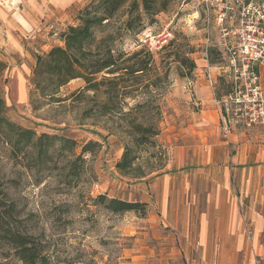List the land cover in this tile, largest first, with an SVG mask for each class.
I'll return each instance as SVG.
<instances>
[{
	"label": "rangeland",
	"instance_id": "rangeland-1",
	"mask_svg": "<svg viewBox=\"0 0 264 264\" xmlns=\"http://www.w3.org/2000/svg\"><path fill=\"white\" fill-rule=\"evenodd\" d=\"M186 1L177 0L167 12L160 13L158 22L140 33L141 45L137 47L127 38L121 46L128 52L150 48L159 72H167L169 77L148 95L152 107L149 116L157 124L153 136L157 145L143 147L148 152L144 149L142 155L153 162L145 165L148 170L162 167L146 176L148 179L187 165L197 167L192 157L203 138L196 137L194 128L203 118L207 119L208 108L217 111L220 120L217 124L224 135L219 108L202 73L207 63L204 61L206 48L218 78L217 97L234 92L236 85L246 78L235 72L222 46L241 27L242 1ZM252 1L255 6L264 3V0ZM208 7L212 16L209 42L204 30ZM70 9L71 14L67 16L57 11L50 0H0V60L7 65L0 73V95L14 122L35 130L37 136L48 135L49 139H43L45 144L53 142L47 156L39 160L36 148L15 156L11 154L10 144L0 140V205L3 206L0 215L4 210L9 214L2 215L5 230L31 236L29 244H36L40 249L45 259L42 264H121L126 251L137 243L144 216L136 211L113 213L96 200L104 194L109 198L136 201L142 192L134 186L143 180L122 176L116 168L125 146L131 143L129 128L120 113L105 115L103 111L106 105L122 114L129 111L146 100L142 99L144 89L137 100L125 98L112 103L102 93L106 86L96 94L85 91L86 82L80 78L60 88L55 97L42 98L31 81V72L26 76L28 100L20 102L10 82L14 67L26 64L33 69L31 60L35 59L36 63V53L48 52L52 46L60 45L55 40L61 39L64 28H68V22L76 14L77 9ZM220 14L227 16L225 21L220 22ZM173 34L182 43L183 36L188 38L196 69L189 71L188 67L167 58L172 49L161 47L174 38ZM49 37L51 42H47ZM44 44L49 45L46 48ZM189 47L185 46L184 51H189ZM17 49H23V54ZM153 76L146 74L143 78L153 83ZM81 91L85 93L78 94ZM244 93L248 92L244 89ZM248 104L232 103L225 120L230 125V135L237 133L243 141L261 143L264 122L255 119L252 105ZM53 136L58 138L53 141ZM61 137L75 141L73 149L65 147ZM90 141L98 142L95 152L82 154L83 146ZM137 201L141 202L138 198ZM147 211L145 216L150 214ZM0 264H25L19 260L15 245L4 238L0 240Z\"/></svg>",
	"mask_w": 264,
	"mask_h": 264
},
{
	"label": "crops",
	"instance_id": "crops-1",
	"mask_svg": "<svg viewBox=\"0 0 264 264\" xmlns=\"http://www.w3.org/2000/svg\"><path fill=\"white\" fill-rule=\"evenodd\" d=\"M50 1L70 16V8L78 10L87 0ZM72 21L68 25L75 24L74 16ZM55 41L63 45L61 39ZM17 52L23 54V49ZM31 63L35 65V59ZM33 70L22 64L11 72L13 93L20 102L28 100L26 76ZM259 74L264 90V60ZM207 112V119L194 128L196 137L203 138L195 147V161L192 157L197 167L144 177L134 186L142 192L136 201L147 202L150 214L142 218L137 243L126 251L121 264H239L243 257L249 264L256 259L264 264V140L221 135L217 111L208 108ZM248 227L254 239L247 237Z\"/></svg>",
	"mask_w": 264,
	"mask_h": 264
},
{
	"label": "trees",
	"instance_id": "trees-1",
	"mask_svg": "<svg viewBox=\"0 0 264 264\" xmlns=\"http://www.w3.org/2000/svg\"><path fill=\"white\" fill-rule=\"evenodd\" d=\"M175 1L177 0H87L76 11L75 24L69 25L62 33L63 45H54L48 52L36 53L31 81L42 98L55 97V93L60 88L80 78L86 82L83 89L85 91L96 94L102 86H106L102 93L108 96L112 103L125 98L137 100L140 98L138 94L144 89L142 99L146 100L130 107L129 111L122 114L109 105H106L103 111L105 115L120 113L125 118L131 143L125 146L123 156L117 162L116 168L122 176H129L134 180L143 179L162 168L151 167L148 170L145 165L153 162L151 158H143L142 150L148 152L150 146L157 145L153 137L156 135L157 124L149 116L152 107L148 95L153 93V88H158L161 83L168 81L169 77L167 72H159L154 53L150 48L142 47L128 52L121 49V46L127 38L137 47L141 45L140 33L158 22L157 16L167 12ZM173 35L174 38L169 39L161 47L165 50L172 49L169 50L167 58L179 63L181 67H188L189 71L196 69L197 63L191 57L193 51L189 47L188 38L183 36L182 43L179 39H175V34ZM185 46L189 47V51H184ZM6 66L5 62L0 60V73L6 70ZM146 74L154 75L153 83L145 82L143 77ZM100 75L102 77H98ZM85 91L78 94L82 95ZM159 112L161 113V109ZM44 138L50 137L46 134L37 136L35 130L14 122L8 116L5 99L0 95V140L10 144L11 154L15 156L25 154L29 148L34 147L37 149L39 160H42L53 145V142L45 144ZM56 138L58 137L53 136L52 140ZM60 140L66 143L65 147L73 149L75 141L63 137ZM69 143L71 147L68 146ZM97 145L98 142H88L83 146L82 154L94 153ZM145 146L148 148H143ZM155 161H157L156 156ZM96 202L104 204L113 213L136 211L143 216L148 213V203L145 201H127L101 194ZM2 207L0 205V209ZM5 211L4 213L9 215ZM2 215H0V240L4 238L15 245L19 260L25 264L44 263L45 259L41 256L40 249L36 244H29L31 236L5 230L3 227L5 216Z\"/></svg>",
	"mask_w": 264,
	"mask_h": 264
},
{
	"label": "built area",
	"instance_id": "built-area-1",
	"mask_svg": "<svg viewBox=\"0 0 264 264\" xmlns=\"http://www.w3.org/2000/svg\"><path fill=\"white\" fill-rule=\"evenodd\" d=\"M238 1H242L244 4L241 13V27L233 32L234 36L231 41L225 40L222 46L223 52L228 56L231 66L235 68V72L246 76L244 82L237 84L234 92H230L229 95L219 98L216 94L218 79L213 71L214 66L209 61V48H206L204 52V61L207 63L202 69L207 84L214 92V102L218 106L223 120L222 130L224 135L230 133V125L225 120V117L229 115L232 103H245V106H248V103H250L255 119H260L264 122V90L261 87V75L259 74V65L264 60V3L255 6L252 0ZM219 16L220 22L225 21L227 17L225 14H220ZM206 17L204 30L207 33V41L209 42L212 26V16H210L209 7L207 8ZM239 68L242 69V72H239ZM236 78L239 79V77ZM244 89L248 93L243 94ZM253 236V230L248 227L247 237L254 239ZM239 264H249V261L246 257H243ZM254 264H262V262L256 259Z\"/></svg>",
	"mask_w": 264,
	"mask_h": 264
}]
</instances>
